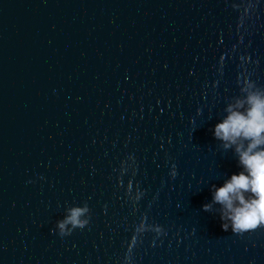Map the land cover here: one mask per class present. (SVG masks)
I'll list each match as a JSON object with an SVG mask.
<instances>
[{"label":"water","instance_id":"95a60500","mask_svg":"<svg viewBox=\"0 0 264 264\" xmlns=\"http://www.w3.org/2000/svg\"><path fill=\"white\" fill-rule=\"evenodd\" d=\"M244 77L264 0H0V264H264V226L202 208L242 170L213 129Z\"/></svg>","mask_w":264,"mask_h":264},{"label":"clouds","instance_id":"9594fccd","mask_svg":"<svg viewBox=\"0 0 264 264\" xmlns=\"http://www.w3.org/2000/svg\"><path fill=\"white\" fill-rule=\"evenodd\" d=\"M240 92L226 106V116L214 126L213 135L224 150L234 152L242 170L231 175L222 186L212 185V201L202 208L210 212L214 205H220L222 230L227 232L231 228L233 233L242 235L264 226V87L244 77ZM171 175H176L175 166ZM131 189L129 183V194ZM142 195L143 192L137 191L131 198L135 202ZM89 212L87 203L67 208L64 218L56 224L59 234L65 236L74 229L85 228ZM148 228L157 235L163 233L160 226H146L143 219L135 232L142 234Z\"/></svg>","mask_w":264,"mask_h":264}]
</instances>
